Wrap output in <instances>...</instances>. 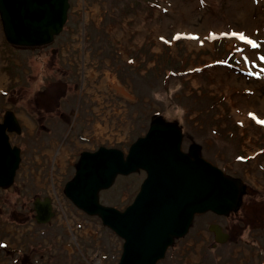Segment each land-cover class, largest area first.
<instances>
[{"label":"rangeland","instance_id":"obj_1","mask_svg":"<svg viewBox=\"0 0 264 264\" xmlns=\"http://www.w3.org/2000/svg\"><path fill=\"white\" fill-rule=\"evenodd\" d=\"M69 3L44 46L10 45L0 23V119L10 110L21 125L9 135L20 165L0 188V264L118 262L122 239L64 194L83 151L126 152L157 119L182 129L184 151L243 178L249 166L234 157L256 149L247 136L260 138L250 118L264 119V0ZM144 177L118 176L100 202L124 209ZM244 182L235 213L197 215L157 264H264V191ZM45 198L54 214L39 223L33 204Z\"/></svg>","mask_w":264,"mask_h":264},{"label":"water","instance_id":"obj_2","mask_svg":"<svg viewBox=\"0 0 264 264\" xmlns=\"http://www.w3.org/2000/svg\"><path fill=\"white\" fill-rule=\"evenodd\" d=\"M69 8V0H0L2 35L13 46L50 44L62 32ZM10 132L20 134L21 125L7 110L0 121L1 189L11 187L21 161V149L11 144ZM182 141L178 125L155 119L126 152L105 146L81 152L64 194L122 239L116 264H157L174 241L187 234L196 215L228 216L239 209L244 181L226 174L199 149L184 151ZM138 171L145 177L124 209L100 202L99 193L118 176ZM50 202V198L34 201L37 222L50 221L54 214ZM218 229L213 231L218 234Z\"/></svg>","mask_w":264,"mask_h":264},{"label":"crops","instance_id":"obj_3","mask_svg":"<svg viewBox=\"0 0 264 264\" xmlns=\"http://www.w3.org/2000/svg\"><path fill=\"white\" fill-rule=\"evenodd\" d=\"M253 123H255L256 126L260 127V129L257 131L259 132L260 138H253L252 136H247V139H249V142L255 143L252 147L255 149L252 153H250L247 156L241 157L240 159L248 163V168L243 175V180L246 182H256L258 185L260 184V189L262 188L264 191V119L260 117H252L250 118ZM262 125H261V124ZM251 140V141H250ZM246 143V140H245ZM250 151V150H249ZM260 159V164H257V158ZM259 169L260 171V178L255 176V174H251L252 168ZM256 172V171H255ZM220 228V227H219Z\"/></svg>","mask_w":264,"mask_h":264},{"label":"trees","instance_id":"obj_4","mask_svg":"<svg viewBox=\"0 0 264 264\" xmlns=\"http://www.w3.org/2000/svg\"><path fill=\"white\" fill-rule=\"evenodd\" d=\"M136 3H139V2H136ZM139 4H141V6H139ZM139 4H136L135 5V7H143V2L141 1V3H139ZM179 78V76L178 75H176L174 72L172 73V75L169 77V79H171V81L172 80H175V79H178ZM225 119H227V121H228V117H226ZM218 129H220V128H218ZM221 130V129H220ZM222 131V130H221ZM235 154L236 153H238V152H234ZM234 159H235V161H234V163H235V167H239L240 169H242V168H244V167H247L248 166V163L247 162H245V161H243V160H241L240 159V156H237V157H234ZM238 168V169H239ZM140 172H143V171H138V172H136V173H133V174H138V173H140ZM144 173V172H143ZM238 174V173H237ZM239 175V174H238ZM123 177H125V176H123ZM247 192H248V188H247V186L245 187V193H244V196L247 194ZM253 193H254V191H253ZM255 194V193H254ZM249 195H252V194H250L249 193ZM207 213H210V214H213V213H211V212H207ZM235 213V212H234ZM232 214V213H231ZM214 215V214H213Z\"/></svg>","mask_w":264,"mask_h":264},{"label":"flooded vegetation","instance_id":"obj_5","mask_svg":"<svg viewBox=\"0 0 264 264\" xmlns=\"http://www.w3.org/2000/svg\"><path fill=\"white\" fill-rule=\"evenodd\" d=\"M43 118H45V117H42L41 119H43ZM3 120V117H2V119H0V121H2ZM19 121V120H18ZM12 134H15V132H10L9 133V135H12ZM229 175H231V176H234V177H239V178H242L241 176H240V174L238 175V174H232L231 172H229ZM33 209H34V205H33ZM35 211V210H34Z\"/></svg>","mask_w":264,"mask_h":264},{"label":"bare ground","instance_id":"obj_6","mask_svg":"<svg viewBox=\"0 0 264 264\" xmlns=\"http://www.w3.org/2000/svg\"><path fill=\"white\" fill-rule=\"evenodd\" d=\"M20 124V123H19ZM231 176V175H230ZM216 233V231H214Z\"/></svg>","mask_w":264,"mask_h":264}]
</instances>
